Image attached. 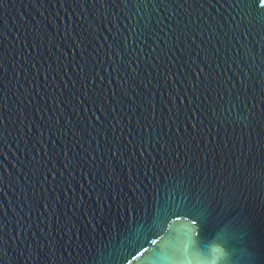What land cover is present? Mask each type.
<instances>
[{
  "label": "water",
  "instance_id": "obj_1",
  "mask_svg": "<svg viewBox=\"0 0 264 264\" xmlns=\"http://www.w3.org/2000/svg\"><path fill=\"white\" fill-rule=\"evenodd\" d=\"M0 264H264V0H0Z\"/></svg>",
  "mask_w": 264,
  "mask_h": 264
}]
</instances>
